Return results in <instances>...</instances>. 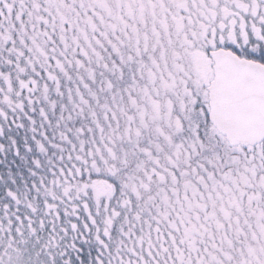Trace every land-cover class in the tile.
Here are the masks:
<instances>
[{
	"label": "snow or ice",
	"instance_id": "6c2138e0",
	"mask_svg": "<svg viewBox=\"0 0 264 264\" xmlns=\"http://www.w3.org/2000/svg\"><path fill=\"white\" fill-rule=\"evenodd\" d=\"M0 264H264V0H0Z\"/></svg>",
	"mask_w": 264,
	"mask_h": 264
}]
</instances>
